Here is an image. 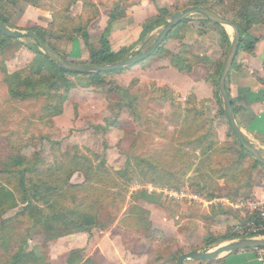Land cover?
I'll use <instances>...</instances> for the list:
<instances>
[{"label":"rangeland","instance_id":"rangeland-1","mask_svg":"<svg viewBox=\"0 0 264 264\" xmlns=\"http://www.w3.org/2000/svg\"><path fill=\"white\" fill-rule=\"evenodd\" d=\"M12 1L0 0V12L10 18L16 30L48 28L50 23L45 25L39 17L49 12L23 1L15 0V4ZM117 1L120 0H100L103 14H108ZM141 1L127 0L124 7L131 10ZM149 1L154 13L150 18L155 20L159 17L167 21L171 15L192 8L193 0ZM160 10H166L169 16L163 19ZM203 19L195 15L187 23L177 26L155 55L137 65L139 67L135 73L126 74L125 70L119 74H104L98 81L91 80L89 74L70 73L62 78L66 83L61 79L54 81L50 86L53 88L52 95L65 99L64 111L60 116L44 120L45 98L13 102L5 83L6 74L11 76L15 71L34 66L33 63L42 65L37 59V52L40 53L37 43L32 39H22L1 44L0 40V168L10 156L25 155L31 158L38 154L43 162L41 168L47 170L75 153L93 166H98V157L104 156L106 169L110 172L126 169L129 155L148 159L154 164L153 168L133 164L126 169L132 176L143 170L145 175L151 177L147 180L144 177L142 180L134 178L128 182L130 190L126 195V206L140 191L145 190L156 196V204H143L150 211L152 227L149 235L141 237L129 231V224L122 222L126 217L124 208L111 227L105 231L94 230L95 234H90L95 243L100 236L98 233H104L111 239L104 244L106 257L97 256L101 264H177L183 254L195 250L215 251L227 244L208 248L207 242L223 237L232 228L242 233H245V229L249 232L259 231L254 222L248 220L259 215V212H252V205L260 204L263 205L260 208L264 209V168L256 166V160L247 153H238L241 151L238 141L226 116L221 113L223 108L218 95V80L230 46L223 48L220 28L204 23ZM164 28L159 27L145 38L141 36L140 41L131 47L136 49L140 44L133 57L146 52ZM224 29L231 39L232 30ZM94 34L98 37V30ZM80 42L84 43V40L81 38ZM74 50L82 51L79 47H74ZM86 50L84 53L89 54V49ZM64 53L60 50V54ZM178 54L186 58H193L197 54L210 62L199 63L191 72L177 76L175 71L166 69L172 65L174 55ZM68 60L73 62L74 59L69 56ZM78 63H90V58ZM218 71L220 74H217L216 84L209 81L208 78ZM163 91L172 97L167 95V99L161 98ZM135 96L138 97L139 119H134L135 115L122 106L123 100L131 101ZM194 106L202 112L200 125L196 128L203 133L213 132L220 151L202 155L199 150L193 152L190 147L181 145L187 138L192 139L188 129L183 127V121L185 114H188L186 112ZM257 146L264 157V149ZM180 149L189 152V167L186 166L187 158L179 160L180 155L176 151ZM31 159L34 161L35 158ZM41 175L36 180H40ZM167 176L168 180L174 178L175 187L166 182ZM84 180L83 175L75 174L72 183L81 184ZM150 187L156 190L151 193L148 191ZM164 190L178 197L165 194ZM210 194L218 199L209 202L207 196ZM14 195L23 206L20 194L14 190ZM21 205L6 217L20 213ZM114 211L111 209L112 213ZM31 227V221L15 223L12 229L16 233L13 244L3 246L0 240V264H7ZM39 231L34 229L30 232L29 249L44 254L47 264H66L71 252L70 244L57 245L58 240H49ZM88 249L85 257L90 252L98 254L94 246L90 245ZM247 251L254 252L256 260L264 264L263 250ZM223 259L201 263L188 261L185 264H222Z\"/></svg>","mask_w":264,"mask_h":264},{"label":"trees","instance_id":"trees-1","mask_svg":"<svg viewBox=\"0 0 264 264\" xmlns=\"http://www.w3.org/2000/svg\"><path fill=\"white\" fill-rule=\"evenodd\" d=\"M19 1H23L34 8L47 11L51 14L52 22L48 28L36 27L28 31L36 33L46 45L59 54L65 61H69L67 55L60 54V51L56 47H58L59 42L68 43L76 37L84 40L86 48L89 49L91 64L102 65L115 63L123 61L127 57V50L114 53L109 41L113 24L128 16L129 8L124 7V2L127 0L117 1L111 7L108 26L99 40L98 48H94L91 45L89 28L99 17L98 5H102L100 0H98L100 3L95 0ZM14 2L15 0L12 1V4H15ZM79 2L83 4L82 14L74 16L73 8ZM192 7L210 9L237 24L242 36L239 52L243 49L252 50L255 48L258 40H253L247 35L254 27L264 25V0H193ZM160 11L162 16H164L163 19L169 16L166 10ZM160 20L162 18L159 17L155 20L151 18L147 19L144 23L142 36L145 38V35L161 26L167 25L166 20ZM0 21L16 29V26L11 22L10 18L1 12ZM203 21L204 23H211L220 28L221 44L223 48L226 47L228 49L230 46V38L227 31L206 18ZM187 22L188 19L182 24ZM170 37L171 34L166 41ZM0 40L1 44L4 42L10 44L14 41L1 32ZM165 42L161 47L164 46ZM37 54V59L42 64L41 66L33 63L32 65L34 66L30 65L25 70L15 71L11 76L6 74L5 83L9 88V95L13 102L45 98L47 104L43 109L45 115L42 117V120H44L63 114V103L65 99L52 95V87L50 86L55 83L54 81L58 79L62 80L66 74L70 73L62 70L47 57L38 52ZM209 62L208 59L197 54L193 58L181 57L178 54L172 58L171 66L178 72L183 73L191 72L194 66L199 63ZM235 67L236 61L232 69ZM122 72L124 71L93 74L89 77L91 80L98 81L104 74H119ZM217 74L219 75L220 71L216 72L215 75L212 74L208 78L209 81L212 83L215 82L216 84ZM62 82L66 83L65 80H62ZM227 89L229 92L230 89L228 86ZM165 92L163 91L161 95L163 99H167V95L171 96V94ZM216 97L218 99L217 93ZM137 100L138 97L135 96L131 101L123 100L122 105L127 107L128 111H131L135 115L134 119H139ZM218 103H220L219 99ZM232 106L237 114V109L233 102ZM186 113L188 114H185L183 127L188 129V133L192 139L187 138V140L181 142V145L190 147L193 152L199 150L202 152V155L210 154L211 151H220L221 148L218 145V139L213 132L203 133L196 128L198 124L200 125V113L202 112L194 106ZM221 113L224 114L222 110ZM238 144L241 150L238 153H247L239 142ZM77 150L75 149V151ZM176 154L180 155V161L187 158L186 166L189 167L191 159L189 152L185 151V149H180L176 151ZM247 154L250 155L249 153ZM31 158H35L34 161ZM31 158L25 155L10 156L6 159L3 167L0 168V240L3 241L2 245L9 246L13 244L16 238V233L12 231L15 223H20L25 220L31 221L32 223V227L26 231L27 236L24 238L20 248L8 259L7 264H47L44 254L30 250L28 247V239L31 237L30 232L34 229L40 230L39 232L49 240H59L74 234H91L94 230L105 231L117 221L119 213L124 208L126 217L122 222L129 224V231L141 237L149 235L152 227L149 219L150 211L143 204H156V196L149 194L145 190L140 191L136 193L132 203L126 206V195L130 190L128 182L134 178L141 179L144 177L147 180L151 177L145 175L143 170L136 173L135 176H132L127 173L126 169L130 168L133 164L138 166L146 165L147 167L153 168L154 164L150 160L129 155L126 162V169L110 172L106 169L107 161L104 156H99L100 162L98 166H93L84 157L80 156L79 153H75L72 157L64 158V161L60 162L58 166L50 169L47 168V170L41 168L43 162L38 154ZM256 166L261 165L256 162ZM39 174H42L40 180H36ZM75 174L83 175L85 178L84 182L81 184H73L72 178ZM166 178V182L171 187H175L174 178L170 177V180H168V176ZM14 190L22 197L23 206L15 198ZM79 195H82V197H79ZM207 199L209 202H212L218 199V197L210 194L207 196ZM20 205L22 206L20 213H16L15 216L10 218L6 217L8 213L20 208ZM111 209L115 211L112 213ZM248 221L254 222L257 227L256 229H259V231L249 232L248 229H245V233H242L232 228L223 237L209 240L207 242L208 248L239 238L264 236V221L259 215H256L255 218H249ZM250 229L252 230V228ZM260 250L264 251V249ZM84 254V249L71 251L67 259V264H97L93 260L82 263L85 257Z\"/></svg>","mask_w":264,"mask_h":264},{"label":"crops","instance_id":"crops-1","mask_svg":"<svg viewBox=\"0 0 264 264\" xmlns=\"http://www.w3.org/2000/svg\"><path fill=\"white\" fill-rule=\"evenodd\" d=\"M98 9L99 17L89 28L90 41L94 48L99 47V40L108 26L109 13L111 12L110 11L106 15L103 14V9L100 5H98ZM82 11L83 4L79 2L73 8V15L79 16L82 14ZM50 15L49 13H42L39 18L47 25L52 22V17ZM151 16H154V13L149 0H143L140 2V5L138 4V6L133 7L131 10L128 9V16L125 19L116 21L112 26L111 36L109 38L112 51L114 53H119L121 50H127L128 55L126 59L133 57L135 52L138 51V48H140V44L136 49L131 47H133L136 42L140 41L142 36L141 26ZM96 30H98L100 35H98V37L94 34ZM155 31H157V29ZM247 36L253 40H258V42L254 49H243L239 52L236 59V67L232 69L228 76L227 86L230 89L229 95L231 102H233L237 109V114H235L241 130L250 143L256 147L259 145L264 149V26L254 27ZM96 37L97 39H95ZM80 39V37H76L68 43L61 41L58 44V50L65 51L64 54H66L67 57L71 56L74 59V63L88 61L90 58L88 52L84 53L86 46L84 43L80 42ZM74 47L76 49L79 47L82 51H75ZM71 52L74 54L72 55ZM138 67L139 66H135L130 69V71L126 70L125 72L124 70V72L126 74L135 73ZM168 67L166 71L172 70L170 72L175 71L177 76L178 74L183 76L182 73L178 72L172 66ZM93 234H95L94 231ZM98 234L100 236L97 238L96 243L94 239L90 238V234H74L59 239L57 245L70 244V251L85 249V253L89 252L88 247L90 245L91 247L94 246L98 254L90 252L88 257H84L82 263L88 261L90 258L97 264H101L97 256L102 258L106 257L104 244L111 239L104 233ZM254 254V252L250 253L247 250H241L237 253L226 255L222 264H261L258 259L256 260Z\"/></svg>","mask_w":264,"mask_h":264},{"label":"water","instance_id":"water-1","mask_svg":"<svg viewBox=\"0 0 264 264\" xmlns=\"http://www.w3.org/2000/svg\"><path fill=\"white\" fill-rule=\"evenodd\" d=\"M200 15L204 18L210 20L211 22L220 25L224 28H229L232 30V36L230 39V48L227 54L226 61L222 67L220 78L218 80V95L220 102L222 104L223 112L229 122L231 130L235 135L237 141L240 143L243 149L249 153L257 163L264 167V157L258 151V149L248 141L245 134L240 128L237 121V117L232 106L230 95L227 89V79L232 71L233 65L238 57L239 49L241 45L242 36L240 29L237 24H235L230 19L224 18L222 15L215 11L204 7H192L184 10L183 12L171 15L167 20V25L161 32L160 36L157 38L156 42L144 53L137 55L135 57L127 58L120 62L108 63L102 65L96 64H81L65 61L62 57L52 50L48 45H46L41 38L32 31H19L14 28L9 27L2 21H0V32L6 37L13 40L22 39H32L37 43L38 50L41 54L47 57L50 61L59 66L62 70L71 74H103L116 71H124L131 69L140 63L146 61L159 50V48L166 41L171 32L185 20L192 16ZM215 251L201 252L198 250L183 254L180 256L177 264H185L188 261L195 262H213L217 261L226 255L241 251V250H260L264 249V236L252 237V238H239L229 242H225Z\"/></svg>","mask_w":264,"mask_h":264},{"label":"built area","instance_id":"built-area-1","mask_svg":"<svg viewBox=\"0 0 264 264\" xmlns=\"http://www.w3.org/2000/svg\"><path fill=\"white\" fill-rule=\"evenodd\" d=\"M153 190H156L155 188L153 187H150L148 189L149 192H153ZM165 194H170V196H176L178 197L176 194L174 193H169V190H164ZM260 206L262 207L263 205H260V204H254L252 205V212H259V217L264 221V209H261Z\"/></svg>","mask_w":264,"mask_h":264}]
</instances>
